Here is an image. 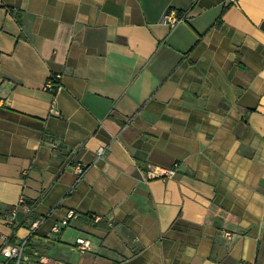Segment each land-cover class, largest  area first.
<instances>
[{
    "label": "crops",
    "instance_id": "1",
    "mask_svg": "<svg viewBox=\"0 0 264 264\" xmlns=\"http://www.w3.org/2000/svg\"><path fill=\"white\" fill-rule=\"evenodd\" d=\"M33 222L45 264H264V0H0V244Z\"/></svg>",
    "mask_w": 264,
    "mask_h": 264
},
{
    "label": "built area",
    "instance_id": "2",
    "mask_svg": "<svg viewBox=\"0 0 264 264\" xmlns=\"http://www.w3.org/2000/svg\"><path fill=\"white\" fill-rule=\"evenodd\" d=\"M227 2L231 4H235L238 2V0H226ZM188 18L187 13H178L174 10L167 12L163 17V22L168 24L171 28H175L179 24L186 21ZM48 87L52 89L53 91H56L60 88V85L53 84L52 80L49 81ZM106 152V148H100L98 150V155L103 156ZM178 164H175L172 168L166 169L158 166H150L149 169L146 172V180L152 181L155 179H164V178H171L173 177L178 169ZM74 171L78 178L83 177V175L86 172V168L81 164H76L74 167ZM15 213L16 209L10 210V212L7 214V220L8 222L14 224L15 223ZM76 215L75 212H70L67 220L63 221V225L68 224V220L71 219ZM39 227V222H33L30 226V235L29 237L25 238L19 243L15 244H9V243H3L0 244V264H24V262H29L30 264H45L46 262L43 259L39 260H33L30 256H28L25 253L26 247L28 245V242L30 241L33 234L36 232V230ZM60 226H54L53 227V233H60L61 232ZM90 247V242L86 240H80L78 242L77 248L80 252H84ZM237 264H249L245 262H238Z\"/></svg>",
    "mask_w": 264,
    "mask_h": 264
},
{
    "label": "trees",
    "instance_id": "3",
    "mask_svg": "<svg viewBox=\"0 0 264 264\" xmlns=\"http://www.w3.org/2000/svg\"><path fill=\"white\" fill-rule=\"evenodd\" d=\"M56 87H57V84H56ZM31 242V239H30V241H29V243Z\"/></svg>",
    "mask_w": 264,
    "mask_h": 264
}]
</instances>
